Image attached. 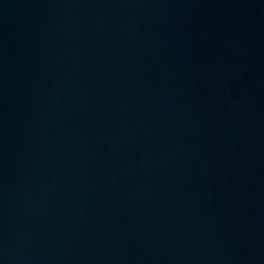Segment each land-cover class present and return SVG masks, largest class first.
<instances>
[{"label":"water","instance_id":"water-1","mask_svg":"<svg viewBox=\"0 0 264 264\" xmlns=\"http://www.w3.org/2000/svg\"><path fill=\"white\" fill-rule=\"evenodd\" d=\"M0 264H264V0H0Z\"/></svg>","mask_w":264,"mask_h":264}]
</instances>
